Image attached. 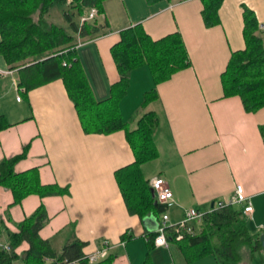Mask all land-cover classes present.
Listing matches in <instances>:
<instances>
[{
	"label": "crops",
	"instance_id": "0c3cea01",
	"mask_svg": "<svg viewBox=\"0 0 264 264\" xmlns=\"http://www.w3.org/2000/svg\"><path fill=\"white\" fill-rule=\"evenodd\" d=\"M223 1L219 24L206 28L202 0H160L155 4L104 0L103 13L96 19L100 34L80 38L76 58L92 94L103 101L119 79L110 49L118 43L121 30L141 24L153 40L178 31L191 65L156 86L148 69L133 70L130 89L120 103L131 131L148 111L158 115L153 139L159 157L143 164L141 172L148 183L153 177L168 183L175 204L165 210L172 222L180 221L188 209L207 213L216 203L228 202L238 183L254 208L245 217L248 231L263 244L255 254L258 262L253 258L243 264H264V142L259 132L264 108L249 113L240 97H223L220 79L232 52L241 51L246 44L244 6L256 14L258 24H264V0ZM0 70H9L1 57ZM18 80L14 69L0 77L1 105L11 103H5L11 88L22 97L15 100L19 107L9 108L11 120L8 108L3 110L0 105V115L11 125L0 130V160L19 155L28 146L15 171L37 169L40 183L57 184L66 191L41 198L30 194L12 205L11 192L0 186V220L5 227L17 230L16 224L43 204L48 216L39 235L58 254L71 242H85L84 252L91 253L107 241L111 264H143L146 260L147 264H217L212 255L186 262L177 243L167 249L153 245L160 220L157 212L143 219L129 214L114 177L134 158L123 131L85 134L60 80L27 93L18 90ZM147 88H156L158 99L142 106L141 94ZM25 249L26 244L18 251ZM46 264L54 262L46 259Z\"/></svg>",
	"mask_w": 264,
	"mask_h": 264
},
{
	"label": "trees",
	"instance_id": "16d2710c",
	"mask_svg": "<svg viewBox=\"0 0 264 264\" xmlns=\"http://www.w3.org/2000/svg\"><path fill=\"white\" fill-rule=\"evenodd\" d=\"M104 0H0V57L8 69L18 74V90L26 93L60 80L73 103L79 123L85 134L108 135L123 131L126 142L134 156L133 162L114 173L121 196L130 215L144 218L152 212L159 215L166 208L156 203V196L150 183L144 178L141 166L159 157L153 139L157 129L158 115L148 111L138 119L135 130H130L120 112V103L130 89V76L135 69L146 68L151 74L154 86L168 81L172 76L190 65V59L178 31L153 40L141 24H134L121 30L118 43L112 46L110 54L119 74L118 81L111 85L108 97L97 101L87 82L86 75L76 58L77 36L88 38L100 34L96 22L83 23L89 8L95 7L99 16L103 13ZM149 4L160 0H146ZM164 1V0H162ZM202 20L206 28L219 24L218 11L223 0H202ZM61 8L66 25L59 26L47 20L52 7ZM243 38L246 43L241 51L232 52L221 74L223 97L241 98L243 109L256 113L264 108V41L258 30L256 14L244 6ZM158 99L156 88L143 93L142 106ZM11 125L0 115V130ZM264 142V124L259 126ZM19 155L0 160V186L9 189L13 204L22 203L28 195L39 198L62 195L66 190L57 184L40 183L37 169L17 173L16 163L26 157L27 148ZM242 208L236 205L215 207L208 211L193 236H187L177 243L186 262H194L212 255L217 264H243L242 250L247 249L249 261L263 249L261 241L250 234ZM44 205H40L30 216L16 224L11 231L0 220V240L3 237L9 251L0 249V264H54L61 261L84 259L86 243L71 242L56 253L51 242L42 239L40 230L47 221ZM26 244L27 249L18 251ZM98 264H111L110 256ZM147 264V260L143 262Z\"/></svg>",
	"mask_w": 264,
	"mask_h": 264
},
{
	"label": "built area",
	"instance_id": "2783aa9c",
	"mask_svg": "<svg viewBox=\"0 0 264 264\" xmlns=\"http://www.w3.org/2000/svg\"><path fill=\"white\" fill-rule=\"evenodd\" d=\"M98 17V11L95 9V7H92L89 8L83 17H80V23L81 25L83 23H90L94 20L96 21ZM257 32L264 41V24H258ZM80 42V37L77 36V43L75 46L76 50L80 45ZM11 72L12 70L10 69L6 71L0 70V77L8 76ZM19 100L20 98L16 97V101ZM149 183L154 196H156V203L164 206L165 208L171 207L175 204V197L169 189L168 183L164 179L161 177H153ZM246 196L247 195L244 193L242 186L238 185L237 183L234 188V195L231 197V199L226 203H224V201H220L216 203L215 207L236 205L242 208L241 210L243 216L248 217L254 208L249 197ZM205 214L206 213H202L196 208L188 209L184 211V216L180 219V221L172 222L166 210V212L160 215V220L158 223L159 226L156 227L155 236L153 237V245L167 249L171 243H179L183 238H186L187 236H193L197 231L196 224L198 226L202 224V219ZM158 239H161L162 243L158 244ZM0 249H5L6 251L10 250L8 244L5 242H0ZM109 255V244L107 241H103V243H101V245L98 248H95L91 253H86L84 259L88 264H98L100 261L106 260ZM58 264H79V261L72 260L71 262H68L64 260Z\"/></svg>",
	"mask_w": 264,
	"mask_h": 264
},
{
	"label": "rangeland",
	"instance_id": "374dc122",
	"mask_svg": "<svg viewBox=\"0 0 264 264\" xmlns=\"http://www.w3.org/2000/svg\"><path fill=\"white\" fill-rule=\"evenodd\" d=\"M46 18H47L48 21L54 22V24H56V25H59V26L66 25V21H64L63 20V17H62L61 8H59L57 6H54V7H52V9L49 10L48 15H47ZM133 88H135L134 85H133ZM136 89L139 90L140 88L138 87V88H135V90ZM147 89H149V88H147ZM7 92L8 93L6 94V97H5L7 100H6L5 103H10V102L11 103L10 104H7L8 106L5 105V104H3L5 107L3 105H1V104L0 105L3 106V110L5 108H8L7 109V111H8V119L11 120V116H12V113L11 112H12V109L9 110V108H11L13 106L19 107L20 105H17L16 102H15V100H16V97H19L20 100L22 99V97L20 96V94L17 93V91H14V89H12V88L9 89ZM141 98H142V94H141ZM10 113H11V115H10ZM3 241L4 240H2V241L0 240V242H3ZM257 256L258 255H255L254 254V257L253 258H254L255 263L258 262V257ZM242 257H243V261L245 263H249L250 262L249 261V255H248V250L247 249L242 250Z\"/></svg>",
	"mask_w": 264,
	"mask_h": 264
},
{
	"label": "clouds",
	"instance_id": "9594fccd",
	"mask_svg": "<svg viewBox=\"0 0 264 264\" xmlns=\"http://www.w3.org/2000/svg\"><path fill=\"white\" fill-rule=\"evenodd\" d=\"M157 243H158V244H159V243H162V240H161V239H158Z\"/></svg>",
	"mask_w": 264,
	"mask_h": 264
}]
</instances>
